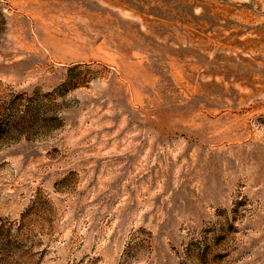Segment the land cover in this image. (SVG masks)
Returning a JSON list of instances; mask_svg holds the SVG:
<instances>
[{
  "label": "rangeland",
  "instance_id": "obj_1",
  "mask_svg": "<svg viewBox=\"0 0 264 264\" xmlns=\"http://www.w3.org/2000/svg\"><path fill=\"white\" fill-rule=\"evenodd\" d=\"M0 264H264V0H0Z\"/></svg>",
  "mask_w": 264,
  "mask_h": 264
}]
</instances>
